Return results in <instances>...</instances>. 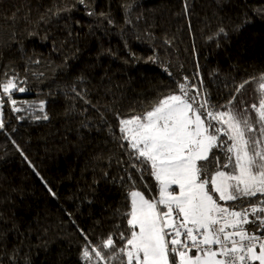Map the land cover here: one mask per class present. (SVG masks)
Here are the masks:
<instances>
[{
    "label": "trees",
    "instance_id": "1",
    "mask_svg": "<svg viewBox=\"0 0 264 264\" xmlns=\"http://www.w3.org/2000/svg\"><path fill=\"white\" fill-rule=\"evenodd\" d=\"M86 4L0 0V80L5 73L17 74L26 91L13 98L34 105L43 101L42 116L49 117L20 121L4 98L0 264H83L81 232L93 245L110 234L117 247L123 245L128 173L135 180L131 190L148 198L159 193L147 172L141 179L128 167L116 139L117 114L150 109L184 77L189 87L206 90L217 108L232 95L238 106L241 99L245 106L256 102L255 83L239 94L235 88L264 73V13L257 14L264 0ZM49 9L60 11L53 15ZM89 10L96 15H87ZM220 28L226 36L217 35ZM217 155L223 162V152Z\"/></svg>",
    "mask_w": 264,
    "mask_h": 264
},
{
    "label": "snow or ice",
    "instance_id": "2",
    "mask_svg": "<svg viewBox=\"0 0 264 264\" xmlns=\"http://www.w3.org/2000/svg\"><path fill=\"white\" fill-rule=\"evenodd\" d=\"M76 2L87 7L86 0ZM59 11L49 9L53 15ZM262 13L264 9H257ZM86 14L96 15L94 10ZM217 35L227 33L220 28ZM4 76L0 129L5 127L4 98L16 113L34 107L27 101L21 102L27 109L18 106L13 94L26 89L18 86L17 74ZM184 81L148 110L127 117L117 114L116 139L128 156V167L141 179L145 172L154 178L159 194L148 198L131 190L135 180L129 172L130 203L123 214L128 227L119 235L123 245L117 247L111 234L93 245L81 232L83 264H264V73L235 88L239 94L249 83L257 85L256 102L247 106L242 99L237 106V95H232L217 108L206 90L189 87L188 77ZM39 110L44 111L43 101ZM217 152H223V162Z\"/></svg>",
    "mask_w": 264,
    "mask_h": 264
},
{
    "label": "rangeland",
    "instance_id": "3",
    "mask_svg": "<svg viewBox=\"0 0 264 264\" xmlns=\"http://www.w3.org/2000/svg\"><path fill=\"white\" fill-rule=\"evenodd\" d=\"M256 99H257V97H256ZM21 102H23V101H18V106L22 107V109H27V105L21 104ZM29 104H32L34 107L27 109V110H22L21 112H18V113H16V112H14V113L16 114V116H18L20 121H39L40 119L38 120V119H36V117L37 116L42 117V112L39 110L40 105H34L33 103H29ZM6 107H7V105L5 103L4 107H3V111L6 109ZM10 108H11V105H10ZM153 197H158V195L153 196Z\"/></svg>",
    "mask_w": 264,
    "mask_h": 264
}]
</instances>
